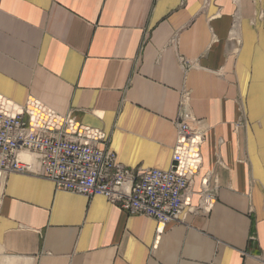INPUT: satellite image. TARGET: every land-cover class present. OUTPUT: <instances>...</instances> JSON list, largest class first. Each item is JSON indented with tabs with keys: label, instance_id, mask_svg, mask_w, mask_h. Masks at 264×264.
Segmentation results:
<instances>
[{
	"label": "crops",
	"instance_id": "crops-1",
	"mask_svg": "<svg viewBox=\"0 0 264 264\" xmlns=\"http://www.w3.org/2000/svg\"><path fill=\"white\" fill-rule=\"evenodd\" d=\"M204 2L0 0L1 96L103 131L127 168L168 170L190 92L205 131L191 204L216 190L158 235L105 197L10 174L0 264H264V0Z\"/></svg>",
	"mask_w": 264,
	"mask_h": 264
},
{
	"label": "built area",
	"instance_id": "built-area-1",
	"mask_svg": "<svg viewBox=\"0 0 264 264\" xmlns=\"http://www.w3.org/2000/svg\"><path fill=\"white\" fill-rule=\"evenodd\" d=\"M208 5L205 0L204 9ZM181 62L184 68L198 66ZM202 124L192 113L190 92L184 91L170 168H127L119 163L103 131L83 126L35 98L19 106L0 95V180L10 174H30L89 200L105 197L129 216L153 219L161 235L170 224H185L188 213L211 210L216 202V190L206 188L197 206L190 199L192 178L203 163Z\"/></svg>",
	"mask_w": 264,
	"mask_h": 264
}]
</instances>
